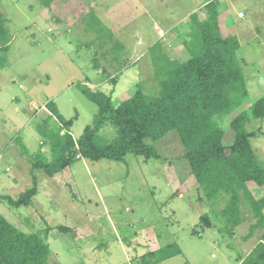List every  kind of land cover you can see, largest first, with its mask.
<instances>
[{"label": "rangeland", "instance_id": "374dc122", "mask_svg": "<svg viewBox=\"0 0 264 264\" xmlns=\"http://www.w3.org/2000/svg\"><path fill=\"white\" fill-rule=\"evenodd\" d=\"M217 1L225 7L223 36L241 41L239 61L254 102L264 95V0ZM204 2L56 0L46 8L40 0H0L11 35L9 49H0L5 59L0 67V194L17 198L33 187L34 178L39 187L33 206L4 202L0 212L25 233L52 227V264H138L154 252L155 243L156 249L165 247V255L176 252L159 264H235L237 253L256 243L257 236L244 240L255 222L252 214L232 238L227 236L220 211L228 198L213 204L201 194L176 131L155 143L160 159L134 154L123 162L81 159L53 178L33 171L41 154L51 157L37 128L48 117L60 126L48 103L73 121L70 133L77 140L99 110L83 86L106 93L116 105L138 87L157 96L154 52L163 46L175 59L189 58L181 42L186 22L196 12L206 17ZM235 115L223 120L227 147L234 141L229 123ZM246 127L256 133L251 143L264 164V119ZM100 134L112 141L117 130L109 124ZM259 192L264 195V187ZM204 214L213 227L200 222ZM61 226L70 231L61 232ZM263 233L257 230L259 238Z\"/></svg>", "mask_w": 264, "mask_h": 264}, {"label": "trees", "instance_id": "16d2710c", "mask_svg": "<svg viewBox=\"0 0 264 264\" xmlns=\"http://www.w3.org/2000/svg\"><path fill=\"white\" fill-rule=\"evenodd\" d=\"M40 1L51 8L56 0ZM202 6L207 10L206 17L201 18L197 12L192 14L189 23L186 22L188 32L181 41L189 58L175 59L163 46L154 52L153 73L160 88L157 96L138 87L130 98L116 105L106 93L83 86L84 95L99 110L92 125L77 140L70 133L73 121L63 118L56 106L48 103V110L60 126L51 124L52 117L38 126L43 142L49 144L52 159L41 154L33 161V171H42L53 178L81 159L123 162L129 154L146 160L160 159L155 143L176 131L186 149L183 158L189 162L201 194L213 204L228 198L220 211L227 236L232 238L238 226L252 214L255 222L244 237L248 241L257 230L264 231V195H258L264 187V164L251 143L256 133L246 127L252 121L264 119V95L254 102L250 100L248 78L239 61L241 41L236 35L224 37L221 32L220 15L225 7L217 0H205ZM10 42L11 35L0 12V49L6 52ZM4 65L5 59L0 57V67ZM235 113L229 123L234 141L227 147L223 120ZM109 124L117 130L112 141L100 134ZM38 193V180L34 178L33 187L17 198L0 194V206L6 202L11 207H31ZM244 207L248 210L245 215ZM200 222L213 227L208 214ZM52 230L47 226L41 234L25 233L0 212V264H52L49 241ZM59 230L69 232L70 228L61 226ZM262 240L264 233L241 264H264ZM164 252L165 247L150 252L138 264H159L176 255Z\"/></svg>", "mask_w": 264, "mask_h": 264}, {"label": "crops", "instance_id": "0c3cea01", "mask_svg": "<svg viewBox=\"0 0 264 264\" xmlns=\"http://www.w3.org/2000/svg\"><path fill=\"white\" fill-rule=\"evenodd\" d=\"M54 179H58V178H54ZM197 183V182H196ZM258 237V239H257V241H256V243L254 244V246H252L250 249H248L247 251H245V252H242V253H237V255H236V258L234 259L235 261H236V263L235 264H241L242 263V261H243V259H245L251 252H252V250L255 248V246L257 245V243L260 241V238H259V236H258V234H257V232H256V234L254 235V237ZM155 246L157 247V244L155 243ZM156 247H155V249L154 250H152V251H155V250H158V249H156ZM240 259V260H239Z\"/></svg>", "mask_w": 264, "mask_h": 264}, {"label": "built area", "instance_id": "2783aa9c", "mask_svg": "<svg viewBox=\"0 0 264 264\" xmlns=\"http://www.w3.org/2000/svg\"><path fill=\"white\" fill-rule=\"evenodd\" d=\"M78 158H79V157H78ZM261 242H262V243H263V245H264V240H262Z\"/></svg>", "mask_w": 264, "mask_h": 264}]
</instances>
